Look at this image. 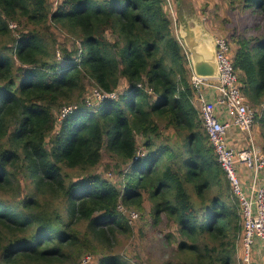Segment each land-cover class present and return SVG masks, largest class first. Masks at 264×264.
<instances>
[{"label": "trees", "instance_id": "trees-1", "mask_svg": "<svg viewBox=\"0 0 264 264\" xmlns=\"http://www.w3.org/2000/svg\"><path fill=\"white\" fill-rule=\"evenodd\" d=\"M184 1L174 0L177 12L190 11ZM222 1L248 20L226 41L241 92L263 105L262 133L264 0ZM167 8L163 0H0V264H79L99 251L96 264H128L108 252L114 228L130 231L117 206L139 218L145 203L175 245L161 264L236 263L239 202L202 126ZM52 25L73 43L58 50ZM95 88L116 96L87 104ZM70 104L76 110L59 119ZM103 152L120 176L114 183L95 171ZM262 253L254 236L250 264H264Z\"/></svg>", "mask_w": 264, "mask_h": 264}, {"label": "built area", "instance_id": "built-area-1", "mask_svg": "<svg viewBox=\"0 0 264 264\" xmlns=\"http://www.w3.org/2000/svg\"><path fill=\"white\" fill-rule=\"evenodd\" d=\"M177 40L186 56L191 73V88L196 94L195 107L199 111L202 126L217 156V163L226 173L230 188L239 202L243 221V236L240 242L245 252L241 260L249 264L250 247L254 236H258L264 245V182H260L258 178L259 171L264 169V156L262 152L252 149L255 140L251 130L255 112L241 92L231 63V50L225 38L221 36L214 38V55L218 70L216 77L195 75L190 53L178 34ZM93 93V97H87V104L91 98L103 102L116 96L115 92L107 93L97 88L90 94ZM76 108V105L72 104L63 106L58 118H64ZM220 109L225 115L222 119L218 115V111L222 112ZM231 128L244 132L249 145L246 143L245 147L239 149L230 146L225 136ZM137 155H143L141 150ZM238 164H244L252 172V180L248 186H244V182L239 178ZM117 209L126 216L129 224L137 217L135 210H127L121 204Z\"/></svg>", "mask_w": 264, "mask_h": 264}, {"label": "rangeland", "instance_id": "rangeland-1", "mask_svg": "<svg viewBox=\"0 0 264 264\" xmlns=\"http://www.w3.org/2000/svg\"><path fill=\"white\" fill-rule=\"evenodd\" d=\"M58 1L59 0H52L54 5H57ZM163 3L167 5V14L172 19L173 23H177V26L173 24V33H175L176 37L177 34L180 36V33L185 29L194 28L195 33L197 30L201 31V33L197 35L198 38L201 39L205 37L204 35H206V33L212 34L213 37L221 36L228 39L233 30L238 33H242L243 26L248 23L246 15L240 11L237 4H234V7H231L228 3L222 0H185L184 4L189 7L190 11H183V8H180L182 12H177L174 0H163ZM203 8L205 9L204 13L201 10ZM50 32V34H53L51 36H54L56 40V47L58 50L61 49V44L69 46L73 43L69 38L68 40H65L63 33L53 25L50 27ZM206 38L209 39L208 36ZM228 45L231 49L232 46L230 42H228ZM93 96L94 93L89 94L88 92L87 97ZM247 103L255 112V116L256 114L259 115L263 105L260 104L255 107L248 101ZM232 129L233 132L231 135H233V137L229 140L228 134ZM261 131L262 128L256 123L255 119L251 130V134L255 140L252 149L257 150L259 153L262 152V155L264 156V131L262 133ZM243 136H245V139H243ZM225 137L227 143L234 148H236V146H233L232 142L233 139L236 138L245 140L244 145L240 148L245 147L246 143L247 146L249 145V142L246 141V134L234 128H231ZM111 163L112 159L105 152H103V159L95 167V171L97 174H101L102 177L114 183L118 179L120 180V176L115 175L113 166H104V164L109 165ZM251 174L252 172L248 167L244 164H238V175L240 180H246L245 178H247L248 181L252 180ZM258 174L259 181L263 183L264 169H261ZM244 186L246 185L244 184ZM144 206L146 207V212H144L141 216L139 215V218L136 217L137 219L135 218L132 223L129 224V232H117L120 228H114V232L116 234L110 241V250L109 245L107 247L109 250L108 252L118 256L122 260L127 261L128 264H161L173 256V248L175 245L174 243L166 242L163 236L159 235L158 230L162 231L164 234L168 232L165 228L166 224L164 222L157 224L154 223L153 219L147 214V210L150 209L149 205L145 203ZM134 212L137 214L136 210ZM123 216L126 219V216ZM169 228L175 232V228L173 226H169ZM239 239L235 254L236 263L233 264H243L241 259L244 257L245 252L243 251V245L240 242L242 239ZM101 252L102 251H99L96 254L85 253L83 257H81L82 259L78 260V262L79 264H96L98 262L96 261V258L100 256ZM259 258L264 260V253L260 254Z\"/></svg>", "mask_w": 264, "mask_h": 264}, {"label": "water", "instance_id": "water-1", "mask_svg": "<svg viewBox=\"0 0 264 264\" xmlns=\"http://www.w3.org/2000/svg\"><path fill=\"white\" fill-rule=\"evenodd\" d=\"M180 38L190 53L195 75L199 77H216L218 70L214 51L209 50L202 42L197 41L191 29L183 30L180 33Z\"/></svg>", "mask_w": 264, "mask_h": 264}, {"label": "crops", "instance_id": "crops-1", "mask_svg": "<svg viewBox=\"0 0 264 264\" xmlns=\"http://www.w3.org/2000/svg\"><path fill=\"white\" fill-rule=\"evenodd\" d=\"M174 25L177 26V23H176V24L174 23ZM191 30H192L193 34H195V36H196V40H197V41L202 42L203 45H205V46H209V47H210V50L214 51V38H215L216 36L213 37L212 34H210V33H206V35L209 37V39H207V38H205V37H203V38L201 39V38H198L197 34L195 33V29H194V28H191ZM207 48H208V47H207ZM232 145H233V146H236V149H239V148L241 147V146H237V145H236L235 143H233V142H232ZM242 181L244 182V184H245L246 186H248L249 183H250V181H248V180H242Z\"/></svg>", "mask_w": 264, "mask_h": 264}, {"label": "bare ground", "instance_id": "bare-ground-1", "mask_svg": "<svg viewBox=\"0 0 264 264\" xmlns=\"http://www.w3.org/2000/svg\"><path fill=\"white\" fill-rule=\"evenodd\" d=\"M196 33H197V35H198V34L201 33V31H200V30H197ZM204 36H205V38L207 37L206 35H204ZM26 42H27V41H26ZM207 47H208V49L210 50V47H209V46H207ZM89 104H90V102H89ZM87 106H88V105H87Z\"/></svg>", "mask_w": 264, "mask_h": 264}, {"label": "clouds", "instance_id": "clouds-1", "mask_svg": "<svg viewBox=\"0 0 264 264\" xmlns=\"http://www.w3.org/2000/svg\"><path fill=\"white\" fill-rule=\"evenodd\" d=\"M174 24V23H173Z\"/></svg>", "mask_w": 264, "mask_h": 264}]
</instances>
